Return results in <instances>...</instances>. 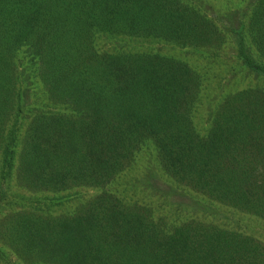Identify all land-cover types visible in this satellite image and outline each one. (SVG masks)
Here are the masks:
<instances>
[{
    "label": "trees",
    "instance_id": "1",
    "mask_svg": "<svg viewBox=\"0 0 264 264\" xmlns=\"http://www.w3.org/2000/svg\"><path fill=\"white\" fill-rule=\"evenodd\" d=\"M131 39L232 49L263 82L227 87L231 67L205 97V68L115 44ZM147 151L198 212L116 187ZM248 218L264 221V0H0V264H264Z\"/></svg>",
    "mask_w": 264,
    "mask_h": 264
},
{
    "label": "rangeland",
    "instance_id": "2",
    "mask_svg": "<svg viewBox=\"0 0 264 264\" xmlns=\"http://www.w3.org/2000/svg\"><path fill=\"white\" fill-rule=\"evenodd\" d=\"M201 1L212 5L215 9L225 11V10L237 9V7H239L241 4L244 5L248 0H201ZM240 1L242 2L240 3ZM229 7H232V9H230ZM103 44L105 47H107L109 42H107V40H104ZM115 44L116 46L119 47L130 46V47H134L135 49H143L144 47L147 48V46H150L151 49L153 50L162 51L164 54L172 55L177 59L180 58L184 60L186 59L193 60L191 61V63L193 62L198 68L201 69L205 68L206 72H208L209 75L208 84L206 86V90H204L203 93L205 97H215L216 95H219L223 90H225L226 87H224V85L227 82V76L225 78V75H227L228 73H232L229 72L231 67H234L235 71H237V76L235 77L233 82L227 87H231L233 85L242 86L247 83L263 82L260 78L258 79L256 78L257 77L256 74L250 73L247 68L238 67L236 66V64L234 65L233 63H229L228 65V62H232V58H231V56L233 55L232 49H228L222 54V56H224V54H227L228 55L227 59L222 58L219 61L218 60L213 61L212 59L208 60L207 58H205V56H203L201 53L198 52L193 53L191 50L177 49L170 47L169 45H161L157 43L150 44V41H145V40H138V39L119 40L116 41ZM206 63H210L211 65H208ZM216 63H221L222 65H218ZM203 65H205V67ZM200 113H201L200 116H202V113L206 115L207 108L202 106ZM154 173H156V171L154 170V153L148 151L143 152L141 161H138L136 165L133 167V169L130 170L128 174V178L127 179L124 178L122 180L124 184L122 183L120 186V183H118L116 187H118L119 190L125 189L123 193L126 195L128 199L150 203L152 205H157L160 207L159 210L163 213L170 211L171 206L168 204L169 202H173L175 206H177V204H180L183 211L191 210L190 211L191 214H195L196 212H198V211H194L196 209L188 204L190 200H188V198L184 195V193H182L183 190H181V192L176 190L174 191L173 189H171L169 185L163 182L164 180L162 178L159 179ZM80 191L82 190L78 191L79 194H81ZM159 196H163L165 197V199H159L160 198ZM153 201H157V202L154 204ZM174 212L175 211H173L172 214H174ZM218 216H217L218 220L220 219L226 221L230 220V217L228 216H224V215H218ZM237 225L241 229H246V230H250V228H253L257 232H259L258 235L261 236V238H264V221L255 220L253 218H248L247 220L241 219V221L239 220L237 222Z\"/></svg>",
    "mask_w": 264,
    "mask_h": 264
}]
</instances>
